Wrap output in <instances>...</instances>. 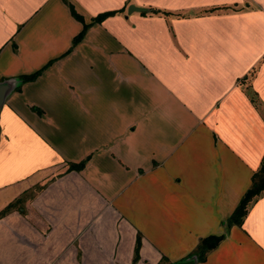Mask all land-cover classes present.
Segmentation results:
<instances>
[{"label":"crops","instance_id":"crops-1","mask_svg":"<svg viewBox=\"0 0 264 264\" xmlns=\"http://www.w3.org/2000/svg\"><path fill=\"white\" fill-rule=\"evenodd\" d=\"M43 68L0 112V264H134L140 234L137 264L211 235L199 264H264V197L226 224L264 158V0H0V83Z\"/></svg>","mask_w":264,"mask_h":264},{"label":"trees","instance_id":"trees-1","mask_svg":"<svg viewBox=\"0 0 264 264\" xmlns=\"http://www.w3.org/2000/svg\"><path fill=\"white\" fill-rule=\"evenodd\" d=\"M73 15L79 19L80 21L84 22V19L77 14L75 10L72 8ZM117 12H108L105 14L99 15L97 18L93 20V22L96 23H102L109 17L115 16ZM88 24L84 23V29L81 32V34L76 38L75 43H80L89 29ZM45 68H43L40 71H37L31 75L23 76L21 77V80L23 83H30L35 82L40 75H42ZM252 97V102L255 104H258V101L256 99V95L254 93H250ZM86 166V162H82L80 164H74L71 165L70 171H82ZM262 197H264V158L262 161V164L257 172L254 173L252 177V185L248 189V191L244 194L243 198L241 199L239 205L235 209L234 213L231 215V217L227 220L226 224L228 229H231L232 227H242L246 217L249 214V211L251 207ZM225 240V236H216L211 235L205 238H202L196 247L195 251L192 253V256H196L198 258L199 263H203L207 260L210 253L217 250L218 247L222 244V242ZM142 247V238L139 235L137 238L136 243V249H135V258H134V264H137L141 257H140V251Z\"/></svg>","mask_w":264,"mask_h":264},{"label":"rangeland","instance_id":"rangeland-1","mask_svg":"<svg viewBox=\"0 0 264 264\" xmlns=\"http://www.w3.org/2000/svg\"><path fill=\"white\" fill-rule=\"evenodd\" d=\"M71 167V166H70ZM78 172V171H77ZM40 186H37L36 188H34L28 195H24V196H22V198L18 201V202H16L15 203V205H13V207L11 208V210L12 209H18V211L19 210H26V201L28 200V199H30V197H34L36 194H37V192H39V190H40ZM149 195V197H152V194L150 193V194H148ZM126 207V206H125ZM139 208H142V207H140V206H138ZM127 209V208H126ZM130 211L133 213V214H135L134 215V217H135V219L138 221V223H139V225L141 226V227H143L144 228V230H148V232L150 233V237L152 238V239H159V241H161V243H162V246L163 247H166V249H167V251H168V257L169 258H177V257H179L180 255H182V253H184V249H186L187 248V243H183V240H186V242H188V244H189V242L192 240V238H184L183 240L182 239H180V238H177V239H173V238H169L168 236H166V235H164V236H161L160 235V232L159 231H157L158 232V235L156 234V232L154 231V229H153V224H154V222L152 221V220H150V218L149 217H146V216H144L143 215V212L142 211H140V210H138V208H134L133 207V210H131L130 209ZM143 211H144V208H143ZM150 212H152V208H150L149 209V212L148 213H150ZM201 223H203V217L202 218H199V220H196V221H194V224L195 225H197V226H199V224H201ZM155 226V225H154ZM197 230V229H196ZM140 236H141V238H142V235L140 234ZM177 237V236H176ZM194 239V238H193ZM172 247H174V250H171V251H169V249L170 248H172ZM142 248V247H141ZM136 249V248H135ZM195 251V250H194ZM193 251V252H194ZM189 255V256H188ZM187 255V258H190V257H192V253H190V254H188ZM140 257H141V251H140ZM134 258H135V254H134ZM187 258H185V259H187ZM141 260V259H140ZM149 261H150V259H148ZM134 262V261H133ZM179 262V261H178ZM170 263V261L166 258V257H164L163 258V260H162V262L160 263V264H169Z\"/></svg>","mask_w":264,"mask_h":264},{"label":"water","instance_id":"water-1","mask_svg":"<svg viewBox=\"0 0 264 264\" xmlns=\"http://www.w3.org/2000/svg\"><path fill=\"white\" fill-rule=\"evenodd\" d=\"M146 12V10L144 9H140V8H134L132 7L129 10V13L132 12ZM21 84H23L22 80L19 79H15V80H10L4 83H0V112L2 107L4 106V104L6 103L8 97L10 96V94L16 90V88H18ZM172 264H199L198 258L196 256H192L190 258H187L185 260L179 261V262H175Z\"/></svg>","mask_w":264,"mask_h":264}]
</instances>
